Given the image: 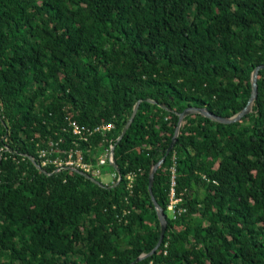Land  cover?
Masks as SVG:
<instances>
[{
	"label": "trees",
	"instance_id": "16d2710c",
	"mask_svg": "<svg viewBox=\"0 0 264 264\" xmlns=\"http://www.w3.org/2000/svg\"><path fill=\"white\" fill-rule=\"evenodd\" d=\"M261 65L264 0H0V264H131L148 254L160 233L150 173L178 113L235 116ZM110 143L118 184L110 164L100 170L115 181L99 186L39 157L60 144L93 166ZM174 168L187 212L168 217L159 248L135 264H264V69L240 122L185 118L155 174L166 214Z\"/></svg>",
	"mask_w": 264,
	"mask_h": 264
},
{
	"label": "water",
	"instance_id": "95a60500",
	"mask_svg": "<svg viewBox=\"0 0 264 264\" xmlns=\"http://www.w3.org/2000/svg\"><path fill=\"white\" fill-rule=\"evenodd\" d=\"M264 69V65L258 66L254 72L252 73V78H251V85H252V93H251V97L247 103V106L238 114H236L233 117H221L218 116L216 114H214L213 112L209 111L207 108H201V107H189L186 108L183 112L178 113L179 115V123H178V127L176 129L175 135L173 137V140L169 146V148L166 151V155L157 163L153 166L152 171L150 173V182H149V193L151 195V199L152 202L155 206V209L157 211V216L158 219L160 221V233H159V238L158 241L155 245V247L148 253V254H141L140 256H138L134 262H132L131 264H135L149 256H151L152 254H154L156 252V250L159 248V246L161 245L165 232H166V228H167V222H168V216L166 214V212L159 206L158 202L156 201L154 195H153V186H154V181H155V174L157 172V170L159 169L160 166H162L166 160L167 155H169L173 149L175 148L177 141H178V136H179V132H180V128L185 120L186 117L190 116V115H201L203 117H206L208 119H211L217 123L220 124H224V125H230V124H234V123H238L240 122L245 116L249 115L252 112V107L253 104L255 103V101L257 100L258 97V78H259V73L261 70ZM143 100H140L137 102V104L134 107V111L133 114L131 116V118L129 119V121L127 122L121 136L118 138L117 142L121 141L122 138L124 137V135L126 134V132L128 131V129L130 128V126L132 125L137 112L139 110L140 104L142 103ZM148 102H152L154 103V101L152 100H145ZM114 151H115V146L112 150L113 153V157H112V163L111 166L114 168V170L117 172L118 176H119V180L117 182V184L120 182L121 178H122V174L121 171L115 161V157H114ZM27 158L30 159V162L35 166V168L42 172L43 174H46V172L42 169V167L30 156L28 155ZM78 173L82 174L85 178L91 180L93 183L99 185V186H103V184H101L98 180H96L94 177L77 171Z\"/></svg>",
	"mask_w": 264,
	"mask_h": 264
},
{
	"label": "built area",
	"instance_id": "2783aa9c",
	"mask_svg": "<svg viewBox=\"0 0 264 264\" xmlns=\"http://www.w3.org/2000/svg\"><path fill=\"white\" fill-rule=\"evenodd\" d=\"M73 126L74 128L72 130V133L74 135H79L80 130L75 125ZM111 129H113L112 125H106L95 129V132H101ZM88 132L93 133L91 131ZM56 145L57 146L54 148L39 151V157L42 159V165H52L53 167L56 168L55 172H61L67 170H72L77 172L83 170L85 173H91L92 176L95 178L97 177L96 175L99 173L100 167L105 166V164L111 165L112 163V157H113L112 150L114 148L113 143H110V145L105 149L104 157L100 160L98 169L93 171L91 170L92 165L90 163H85L83 161V156L79 151L64 150L61 148L60 144H56ZM61 154L67 156V158H62ZM174 173H175V168L173 169V177L170 188V202L168 205V212L170 213V218L172 220H176L180 215L187 212L186 208L180 206L183 203V199L177 195ZM113 177H116V175L114 174Z\"/></svg>",
	"mask_w": 264,
	"mask_h": 264
},
{
	"label": "rangeland",
	"instance_id": "374dc122",
	"mask_svg": "<svg viewBox=\"0 0 264 264\" xmlns=\"http://www.w3.org/2000/svg\"><path fill=\"white\" fill-rule=\"evenodd\" d=\"M104 157V153L103 154H101L100 156H99V163H100V160L102 159ZM99 163L97 164V165H93L92 166V171L93 170H96V169H98V166H99ZM105 166H106V164H105ZM89 169V168H88ZM113 173H112V171H111V169L109 168V167H104L103 169H102V172H101V170H100V168H99V173L96 175L97 176V180L101 183V184H103V185H109V184H111L113 181H115V179L113 180V175H112ZM167 215H168V217H170V213L168 212L167 213Z\"/></svg>",
	"mask_w": 264,
	"mask_h": 264
}]
</instances>
